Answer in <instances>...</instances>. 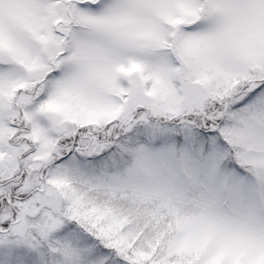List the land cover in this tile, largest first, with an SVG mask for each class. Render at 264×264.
<instances>
[{
    "label": "snow or ice",
    "instance_id": "obj_1",
    "mask_svg": "<svg viewBox=\"0 0 264 264\" xmlns=\"http://www.w3.org/2000/svg\"><path fill=\"white\" fill-rule=\"evenodd\" d=\"M0 264H264V0H0Z\"/></svg>",
    "mask_w": 264,
    "mask_h": 264
}]
</instances>
